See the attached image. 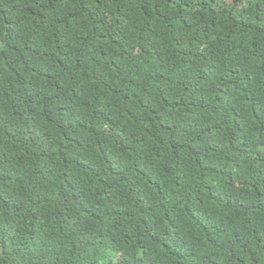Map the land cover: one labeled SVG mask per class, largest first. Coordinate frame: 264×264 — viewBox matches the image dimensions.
Here are the masks:
<instances>
[{"label": "trees", "instance_id": "obj_1", "mask_svg": "<svg viewBox=\"0 0 264 264\" xmlns=\"http://www.w3.org/2000/svg\"><path fill=\"white\" fill-rule=\"evenodd\" d=\"M0 264H264V0H0Z\"/></svg>", "mask_w": 264, "mask_h": 264}]
</instances>
